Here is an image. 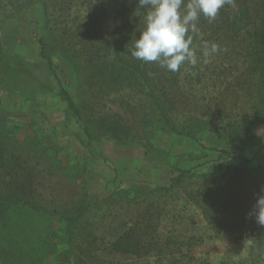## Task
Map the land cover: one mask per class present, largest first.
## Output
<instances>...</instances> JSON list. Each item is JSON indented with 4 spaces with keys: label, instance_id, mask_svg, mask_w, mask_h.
<instances>
[{
    "label": "rangeland",
    "instance_id": "obj_1",
    "mask_svg": "<svg viewBox=\"0 0 264 264\" xmlns=\"http://www.w3.org/2000/svg\"><path fill=\"white\" fill-rule=\"evenodd\" d=\"M92 3L99 13L100 31L109 30L111 0ZM82 11L68 19L71 25L80 24L85 15ZM44 23L42 6L35 4L13 19L2 34L7 53L18 62L10 75L9 90L0 92V123L18 142L19 152L24 153L20 162L28 169L25 174L32 184L26 194L28 201L65 215L90 196L102 201L137 185L165 186L179 168H198L219 178L224 177L226 168H236L240 174L228 181L230 186L219 199L218 220L205 221L201 211L187 201L188 193L182 190L151 202L167 209L161 220L162 234L174 235L175 247L181 248L174 250L176 255L171 262L180 259L182 264H255L253 245L244 236L249 227L257 225L264 240V225L249 215L257 200L256 184L264 187V105L258 94H251L254 82L243 73L248 66L239 63L242 48L234 51L220 46L216 54L205 58L204 42L210 45L214 41L205 40L195 46V67L201 79L196 75L184 81L182 94L186 104L176 114L177 122L183 118L190 121L195 140L154 128L152 133L140 134L138 143L122 145L104 138H89L61 100L58 83L40 58L39 40L45 35ZM53 36L48 32L54 65L64 88L78 105L84 97L80 84L68 59L53 47ZM188 67L193 66L187 64V70ZM238 83L242 86L238 87ZM103 106L104 113H118L129 126L140 129L137 118L118 105L105 100ZM224 110L227 117L220 114ZM256 116L253 146L235 151L226 137L220 138L219 133L229 129V125L241 126L243 117L252 120ZM225 150L229 154L222 153ZM207 186L214 185L209 182ZM134 201V196L123 195L108 203L92 204L90 212L79 222L88 228L82 231L79 244L85 253L75 247L72 264L79 260L78 256L84 258L85 264L171 263L170 256L138 258L109 250L107 242L117 239L114 235L119 229L135 221L141 201ZM65 225L56 217L27 208L9 209L0 222V264H58L67 241ZM236 225H245V229L237 231ZM91 230L97 231V241L89 236ZM83 239L93 246L82 244Z\"/></svg>",
    "mask_w": 264,
    "mask_h": 264
},
{
    "label": "trees",
    "instance_id": "obj_2",
    "mask_svg": "<svg viewBox=\"0 0 264 264\" xmlns=\"http://www.w3.org/2000/svg\"><path fill=\"white\" fill-rule=\"evenodd\" d=\"M35 4L42 6L45 22V35L39 40L40 58L57 81L61 100L67 104L89 138H104L117 144L131 145L138 143L140 134L152 133L154 128H159L168 135L195 140L190 121L183 118L182 122H177L176 114L179 108H185L182 104H186L182 94L183 83L196 75L199 78L198 70L195 66L188 67L187 70L185 64L180 71L170 72L158 63H144L131 57L130 51L135 39L139 38L140 31L145 27L143 9L138 8V0H111V24L107 31L99 29V13L92 0H0V92L9 90L10 75L18 62V59L7 53L2 34L13 19ZM81 9L85 15L80 24L71 25L68 19ZM197 28L198 31L193 34L194 48L205 40L214 41L219 47L224 46L228 50L242 48V61L239 63L248 66V70L250 67V72L247 70L243 73L248 80L252 79V83L254 82L255 89L251 94H258L264 105V0H232L231 4H226L220 10L214 21L210 22L201 16ZM48 32L55 35L53 47L68 59L74 69L84 96L78 105L64 88L57 73L47 42ZM191 70V73L187 72ZM237 86L242 85L238 83ZM256 98L253 97L254 100ZM105 100L137 118L140 129L129 126V122L126 123L118 113H104ZM220 114L228 116L225 110ZM257 118L258 116L248 120L243 117L241 126L229 125V129L219 133L220 138L226 137L228 145L235 151L253 146V121ZM6 131V127L0 123V222L9 209L19 207L43 216L56 217L66 223L67 241L58 264H72V257L76 255L75 247L81 250V254L85 253L79 244L82 231L88 228L80 225V221L90 212L92 204L108 203L114 197L123 195L134 196L136 202L141 201L138 203L140 208L136 209L135 221L119 229L117 235H114L117 239L107 242L109 250L115 254L138 258L170 256L171 262L176 255L174 250L181 251V248L175 247L177 238L174 235L162 234L161 220L167 209L156 207L151 201L158 197H171L174 192L182 190L188 193L187 201L201 211L205 221L210 218L218 220L221 215L219 199L222 192L229 188L228 181L240 174L239 169L226 168L224 177L219 178L217 175L201 172L198 168H179L165 186L137 185L130 191H118L116 196L102 201L99 197L90 196L72 213L63 215L28 201L26 194L31 191L32 184L30 176L25 174L28 169L23 168L20 162L25 156L19 152L18 142ZM223 152L229 154L227 150ZM209 182L214 186H207ZM256 189L258 197L261 195V185L256 184ZM235 229L243 231L245 225H236ZM257 230V225L249 227L244 238H249V243L253 245L251 250L255 264H264V240ZM89 236L95 241L98 239L95 230L89 231ZM84 243L93 246L83 239L82 244ZM77 258L79 260L74 264H85L84 258ZM169 264H182V261L175 259Z\"/></svg>",
    "mask_w": 264,
    "mask_h": 264
},
{
    "label": "clouds",
    "instance_id": "obj_3",
    "mask_svg": "<svg viewBox=\"0 0 264 264\" xmlns=\"http://www.w3.org/2000/svg\"><path fill=\"white\" fill-rule=\"evenodd\" d=\"M231 3L232 0H138L145 27L135 39L131 57L144 63H158L170 72L180 71L185 64L194 67L198 57L193 34L198 31L200 17L214 21L220 10ZM219 50L216 43L204 42L202 55L208 58ZM249 215L264 225V187Z\"/></svg>",
    "mask_w": 264,
    "mask_h": 264
}]
</instances>
